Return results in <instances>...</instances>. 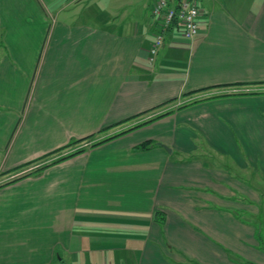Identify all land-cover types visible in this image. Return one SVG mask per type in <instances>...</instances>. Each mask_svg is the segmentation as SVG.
I'll list each match as a JSON object with an SVG mask.
<instances>
[{
    "label": "crops",
    "instance_id": "crops-1",
    "mask_svg": "<svg viewBox=\"0 0 264 264\" xmlns=\"http://www.w3.org/2000/svg\"><path fill=\"white\" fill-rule=\"evenodd\" d=\"M198 4L151 61L146 0H0V264H264V0Z\"/></svg>",
    "mask_w": 264,
    "mask_h": 264
},
{
    "label": "built area",
    "instance_id": "built-area-1",
    "mask_svg": "<svg viewBox=\"0 0 264 264\" xmlns=\"http://www.w3.org/2000/svg\"><path fill=\"white\" fill-rule=\"evenodd\" d=\"M157 0L152 6V15L157 25L155 40L150 48V60L154 61L160 47L164 45L168 30L177 28L186 39H193L201 30L200 16L202 10L198 0Z\"/></svg>",
    "mask_w": 264,
    "mask_h": 264
},
{
    "label": "trees",
    "instance_id": "trees-1",
    "mask_svg": "<svg viewBox=\"0 0 264 264\" xmlns=\"http://www.w3.org/2000/svg\"><path fill=\"white\" fill-rule=\"evenodd\" d=\"M0 39H1V29H0ZM224 95H225V94H224ZM184 105H186V104H184ZM170 112H171V111L164 112V113L158 115L157 117H155V118H153V119H151V120H147V121H144V122H140L139 124H137V125H136L135 127H133V128L140 127V126L144 125L145 123H147V122H151V121H153V120H155V119H157V118H159V117H162V116H164V115H167V114H169ZM126 131H127V130H126ZM126 131H123V132L117 133V134H115V135H111V136L105 138L104 140L93 142V144H91V146H97V145H99V144H101V143H104V142L110 140V139H113L114 137H116V136H118V135H120V134L125 133ZM94 136H95V134H93V135L91 134V135L87 136L86 138H82V139H78V140H73V141L70 142L69 144H67V145H65V146H63V147H61V148H59V149H57V150H55V151H52V152H50V153H48V154L42 156V157L39 158L38 160H41V161H42V160H48V157H49L50 155H52V154H54V153H57V152H61V151H63L64 149H66V148H68V147H70V146H72V145H75V144H77V143H80V142L83 141L84 139H90V138H92V137H94ZM149 145H150V144H149L148 141H147V142H143L142 145H141V147L148 148ZM85 150H86V148H84V147H81V148L75 149L74 151L69 152V153H67V154H65V155H63V156H60V157L56 158V159H53V160H51V161L48 162V163L42 164L41 166H39V167L33 169L31 172L27 173L26 175H31V174H35V173H37V172H40L41 170L47 168L48 166H50V165H52V164H55V163H57V162H60V161H62V160H64V159H67V158H69V157H71V156H74V155H76V154H78V153H80V152H83V151H85ZM20 167H23V166H20ZM26 175H25V176H26ZM21 177H24V176H21ZM17 179H18V178L14 179V180H12V181H10V182H13V181H15V180H17ZM10 182H8V183H10ZM0 186H1V185H0Z\"/></svg>",
    "mask_w": 264,
    "mask_h": 264
},
{
    "label": "rangeland",
    "instance_id": "rangeland-1",
    "mask_svg": "<svg viewBox=\"0 0 264 264\" xmlns=\"http://www.w3.org/2000/svg\"><path fill=\"white\" fill-rule=\"evenodd\" d=\"M146 1H147V3H149V4H151V3L154 4V2L157 1V0H146ZM174 2H176V1H174ZM198 2L202 3L203 0H198ZM198 34H199V33H198ZM198 34H197V35H198ZM197 35H196V36H197ZM196 36H195V37H196ZM195 37H194V38H195ZM188 40H192V39H188ZM160 48H161V47H160ZM182 102H183V101H182ZM183 103H185V102H183ZM134 118H136V117H134ZM134 118H132V119H134ZM137 119H138V118H137ZM139 120H142V118H140ZM263 215H264V214H263ZM262 226H263V228H262L263 230H262V232H261V233H262V237H261V238H258V239L261 240V242H262V246L264 247V224H263Z\"/></svg>",
    "mask_w": 264,
    "mask_h": 264
},
{
    "label": "water",
    "instance_id": "water-1",
    "mask_svg": "<svg viewBox=\"0 0 264 264\" xmlns=\"http://www.w3.org/2000/svg\"><path fill=\"white\" fill-rule=\"evenodd\" d=\"M167 147V146H166Z\"/></svg>",
    "mask_w": 264,
    "mask_h": 264
}]
</instances>
